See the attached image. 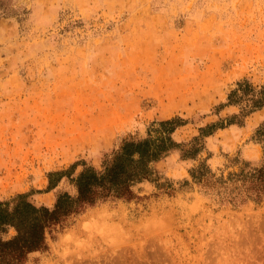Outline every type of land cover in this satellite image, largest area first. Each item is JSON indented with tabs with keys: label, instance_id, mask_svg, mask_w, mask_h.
<instances>
[{
	"label": "rangeland",
	"instance_id": "rangeland-1",
	"mask_svg": "<svg viewBox=\"0 0 264 264\" xmlns=\"http://www.w3.org/2000/svg\"><path fill=\"white\" fill-rule=\"evenodd\" d=\"M244 80L264 83V0H0V200L53 207L185 119L131 197L48 226L23 264H264V105L228 97Z\"/></svg>",
	"mask_w": 264,
	"mask_h": 264
},
{
	"label": "trees",
	"instance_id": "trees-1",
	"mask_svg": "<svg viewBox=\"0 0 264 264\" xmlns=\"http://www.w3.org/2000/svg\"><path fill=\"white\" fill-rule=\"evenodd\" d=\"M228 97L231 102L244 100L243 109L246 111L249 107L262 106L264 83L255 88L247 80L239 81ZM184 122L185 119L180 116L162 119L155 128V136L149 134L139 139L124 140L101 170L85 166L74 177L76 195L59 193L53 207L36 205L22 193L17 194L12 202L0 200V264H23L29 252L45 247V230L48 226L79 211L86 204L110 195L131 197L132 185L153 173L151 162L160 159L177 145L171 132ZM54 173L49 172V176ZM249 181L255 196L260 198L261 192L264 193V161L251 173ZM55 184L51 182L50 186ZM8 227H13L15 233L5 237L3 232Z\"/></svg>",
	"mask_w": 264,
	"mask_h": 264
}]
</instances>
